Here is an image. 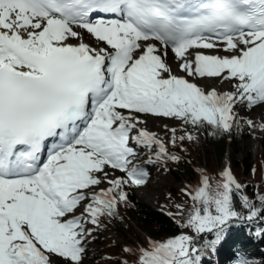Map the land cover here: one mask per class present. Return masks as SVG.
<instances>
[{
	"label": "snow or ice",
	"instance_id": "snow-or-ice-1",
	"mask_svg": "<svg viewBox=\"0 0 264 264\" xmlns=\"http://www.w3.org/2000/svg\"><path fill=\"white\" fill-rule=\"evenodd\" d=\"M257 107L264 0H0V264H84L154 165L201 129L256 127ZM221 175L183 189L180 231L123 243L119 264H203L233 223L264 225V190Z\"/></svg>",
	"mask_w": 264,
	"mask_h": 264
},
{
	"label": "trees",
	"instance_id": "trees-1",
	"mask_svg": "<svg viewBox=\"0 0 264 264\" xmlns=\"http://www.w3.org/2000/svg\"><path fill=\"white\" fill-rule=\"evenodd\" d=\"M202 141H186L187 151L184 158L170 162L168 169L175 181L186 178L198 181L199 176L194 161H204L205 167L214 183L219 178L224 179L220 173L222 161L229 156L234 174L246 186L248 193L257 188L264 190V152L259 159L252 155L251 150L244 151L242 141L252 137V129L245 126L234 134L212 135L200 130ZM264 149V135L261 138ZM264 151V150H263ZM256 167V169H254ZM136 188L131 190L130 202L122 209L123 220L117 218L105 225L97 233L93 241L92 251L87 249L84 264H119L118 256L113 249L114 243L108 239V232L113 231L124 240L139 238L140 233L135 226L152 236H164L181 230L178 223L179 216L175 213L176 204L184 203L191 206L192 199L183 189L169 183L166 185L164 199L158 207H153L140 200ZM171 194V195H169ZM264 225L260 221H242L230 225L225 240L212 253L203 258V264H234L238 258H247L255 264L264 262ZM143 239H139L141 241ZM254 251L256 256L249 254ZM89 259L90 262H86Z\"/></svg>",
	"mask_w": 264,
	"mask_h": 264
},
{
	"label": "rangeland",
	"instance_id": "rangeland-1",
	"mask_svg": "<svg viewBox=\"0 0 264 264\" xmlns=\"http://www.w3.org/2000/svg\"><path fill=\"white\" fill-rule=\"evenodd\" d=\"M223 82V81H222ZM228 85L225 84V87H227ZM250 115L253 117L255 122H258V120L260 119V116H262L264 118V110H262L261 108L257 107L255 110H253ZM155 120V124L153 125V129L157 130V131H162L163 130V123L167 122L170 123L169 121H163L160 118H153ZM252 129V137H250L249 139H246L244 141H242L241 146L243 147L244 151L247 150H251L252 155L255 158L260 157V155L264 152L263 150V146L261 144V138L264 135V130L261 131V133L255 135L253 129L254 127H251ZM254 137H256L257 139H254ZM199 141H202V135L199 134ZM229 156L226 155L222 161L221 167H220V173L222 171V169L227 165V163H229ZM194 167L196 168L197 172H198V176H200V178L198 179V181H190L186 178L180 179L175 181L172 174L170 173L169 169L167 168V170L161 168V166L159 164L154 165L152 167V176L149 180V182L145 185V186H141V187H137L136 188V194L138 196V198L144 202H146L147 204L153 206V207H158L162 200L164 199V195L167 191L166 189V185L169 183H174L175 186L184 189L186 186H189L191 184H202V175L206 174L209 176V181L210 184L212 186L213 189H215L216 183L213 182L212 177L209 175L207 168L205 167V163L204 161H194L192 162ZM264 167V164H263ZM256 169V167L254 168ZM221 178L218 179V181H220ZM223 180V178H222ZM136 230L140 233V237L139 238H134L132 240H124L122 237L118 236L116 234V232L113 231H109L108 232V239L110 242L114 243L113 249L115 251V254H117V256H119L120 254L123 253V250L121 248V245L125 242H135V243H139V239H146L149 234L145 231H142L139 227L135 226ZM94 247V243L90 242L88 250L92 251ZM250 255L256 256V253L253 251L250 253ZM86 262H90L89 259H85ZM262 264H264V262H262Z\"/></svg>",
	"mask_w": 264,
	"mask_h": 264
},
{
	"label": "bare ground",
	"instance_id": "bare-ground-1",
	"mask_svg": "<svg viewBox=\"0 0 264 264\" xmlns=\"http://www.w3.org/2000/svg\"><path fill=\"white\" fill-rule=\"evenodd\" d=\"M216 84H217L218 87H222V88L225 87V83L222 82V81H217ZM261 121H264V118H263L262 116H260V119L258 120V122H256V123H257V126L254 127V129H253L255 135L261 133V131H262V129H260V128L258 127V123L261 122ZM155 123H156V122H155L154 119L149 120V122H148V126H149V128H150V129H153V125H154ZM254 139H257V138L254 137Z\"/></svg>",
	"mask_w": 264,
	"mask_h": 264
}]
</instances>
